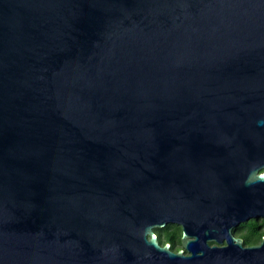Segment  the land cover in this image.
Returning a JSON list of instances; mask_svg holds the SVG:
<instances>
[{"label": "water", "instance_id": "water-1", "mask_svg": "<svg viewBox=\"0 0 264 264\" xmlns=\"http://www.w3.org/2000/svg\"><path fill=\"white\" fill-rule=\"evenodd\" d=\"M259 218L264 0H0V264H264Z\"/></svg>", "mask_w": 264, "mask_h": 264}, {"label": "trees", "instance_id": "trees-1", "mask_svg": "<svg viewBox=\"0 0 264 264\" xmlns=\"http://www.w3.org/2000/svg\"><path fill=\"white\" fill-rule=\"evenodd\" d=\"M154 231L161 244L169 243L172 250L181 248V228L178 224L167 223L164 227L155 228ZM233 231L235 235L243 239L244 245L256 244L264 236V218L242 222Z\"/></svg>", "mask_w": 264, "mask_h": 264}, {"label": "flooded vegetation", "instance_id": "flooded-vegetation-1", "mask_svg": "<svg viewBox=\"0 0 264 264\" xmlns=\"http://www.w3.org/2000/svg\"><path fill=\"white\" fill-rule=\"evenodd\" d=\"M237 236V235H236Z\"/></svg>", "mask_w": 264, "mask_h": 264}]
</instances>
